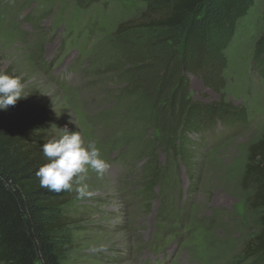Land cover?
<instances>
[{"label":"rangeland","instance_id":"obj_1","mask_svg":"<svg viewBox=\"0 0 264 264\" xmlns=\"http://www.w3.org/2000/svg\"><path fill=\"white\" fill-rule=\"evenodd\" d=\"M158 1L0 0V72L25 86L20 113L43 115L47 141L73 119L109 165L89 172L91 196L69 191L61 264H264L247 251L264 210L245 178L264 135V0L118 32Z\"/></svg>","mask_w":264,"mask_h":264},{"label":"trees","instance_id":"obj_2","mask_svg":"<svg viewBox=\"0 0 264 264\" xmlns=\"http://www.w3.org/2000/svg\"><path fill=\"white\" fill-rule=\"evenodd\" d=\"M215 1L160 0L138 20L121 24L118 32L174 29L202 9L215 12ZM250 1L241 0L242 8H249ZM23 105L21 100L0 110V264H61L64 251L56 235L72 222L62 215L70 193L40 187L36 172L49 162L42 152L48 141L39 133L44 117L20 113ZM197 113L223 120L217 106H199ZM248 155L245 178L254 184L248 204L253 210H264V135L249 147ZM261 222V231L247 246L249 256H264V217Z\"/></svg>","mask_w":264,"mask_h":264},{"label":"clouds","instance_id":"obj_3","mask_svg":"<svg viewBox=\"0 0 264 264\" xmlns=\"http://www.w3.org/2000/svg\"><path fill=\"white\" fill-rule=\"evenodd\" d=\"M24 87L19 76L0 72V110L6 111L24 99ZM69 123L74 125L76 130H70L65 125L42 145L43 155L49 162L39 168L36 177L41 188L55 193L71 191L73 185H76L77 198L83 199L92 195L88 184L85 183L89 172L102 177L109 165L102 158L97 143L91 141L85 144L77 130L76 122L71 119Z\"/></svg>","mask_w":264,"mask_h":264}]
</instances>
